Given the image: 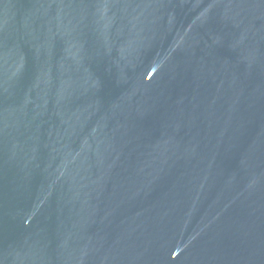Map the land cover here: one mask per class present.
Returning a JSON list of instances; mask_svg holds the SVG:
<instances>
[{
	"label": "water",
	"instance_id": "1",
	"mask_svg": "<svg viewBox=\"0 0 264 264\" xmlns=\"http://www.w3.org/2000/svg\"><path fill=\"white\" fill-rule=\"evenodd\" d=\"M0 264H264V0H0Z\"/></svg>",
	"mask_w": 264,
	"mask_h": 264
}]
</instances>
